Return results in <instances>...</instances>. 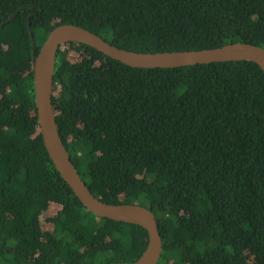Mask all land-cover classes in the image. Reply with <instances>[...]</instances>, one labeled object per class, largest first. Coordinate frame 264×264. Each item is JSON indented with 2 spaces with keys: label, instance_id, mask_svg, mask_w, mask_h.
<instances>
[{
  "label": "trees",
  "instance_id": "obj_1",
  "mask_svg": "<svg viewBox=\"0 0 264 264\" xmlns=\"http://www.w3.org/2000/svg\"><path fill=\"white\" fill-rule=\"evenodd\" d=\"M29 16L37 53L63 24L139 53L264 48V0H0V264L135 262L147 230L89 212L45 148ZM53 105L93 195L153 211L158 264H250L248 255L264 264V71L256 63L134 68L70 42L56 54Z\"/></svg>",
  "mask_w": 264,
  "mask_h": 264
},
{
  "label": "water",
  "instance_id": "obj_2",
  "mask_svg": "<svg viewBox=\"0 0 264 264\" xmlns=\"http://www.w3.org/2000/svg\"><path fill=\"white\" fill-rule=\"evenodd\" d=\"M20 9L10 16L16 18ZM28 26L32 41V62L35 103L45 148L61 177L71 187L87 210L99 217L136 224L149 234L145 252L135 262L111 264H158L163 247L159 226L152 210L135 204H108L97 199L82 180L65 148L58 131L53 105V80L56 54L60 46L77 42L95 48L105 56L134 68H178L199 64L229 61H251L264 71V48L245 42L229 43L221 47L198 51L139 53L118 48L95 33L77 25L63 24L53 29L37 53L35 36Z\"/></svg>",
  "mask_w": 264,
  "mask_h": 264
},
{
  "label": "rangeland",
  "instance_id": "obj_3",
  "mask_svg": "<svg viewBox=\"0 0 264 264\" xmlns=\"http://www.w3.org/2000/svg\"><path fill=\"white\" fill-rule=\"evenodd\" d=\"M248 261H249L250 264H252V263H251V258L249 257V255H248Z\"/></svg>",
  "mask_w": 264,
  "mask_h": 264
}]
</instances>
